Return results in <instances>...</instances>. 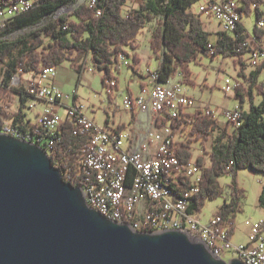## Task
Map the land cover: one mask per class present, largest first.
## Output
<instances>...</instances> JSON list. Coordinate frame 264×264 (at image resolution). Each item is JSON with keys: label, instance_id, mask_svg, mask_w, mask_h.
<instances>
[{"label": "trees", "instance_id": "trees-1", "mask_svg": "<svg viewBox=\"0 0 264 264\" xmlns=\"http://www.w3.org/2000/svg\"><path fill=\"white\" fill-rule=\"evenodd\" d=\"M75 1L34 0L31 9L16 14L7 25L0 26V36H4L14 29H20L55 13V18L45 26L24 37L14 40L0 39V129L7 120H11L22 135L30 134L33 142L48 151L52 164L59 168L66 182L84 187L85 174L79 173L78 167L89 147V138L75 134V126L65 121L61 125L59 139L52 144L46 142L42 130L39 131V125L26 119L23 111L26 101L33 97L26 91L23 82L14 83V78H22L26 73L37 74L46 66L58 67L66 61H70L80 70L82 67L86 68L87 59H90L94 68L103 71V84L112 89L109 81H117L113 75V65L119 54H127L125 48L128 46L136 48L138 34L148 22L158 18V26L152 30L150 46L156 55L162 53L157 69L160 80H168L179 71L187 79L191 75L188 67L190 61L199 53H204L213 58L219 54L236 56L241 65L239 73L248 81L247 88L240 83L235 92V97L242 102H245V95H249L250 100V108L242 109L243 120L240 125L226 123L220 127L219 120L210 115L196 113H189L171 121L175 130L183 131L189 127V133L193 135L180 143L179 154L182 161L190 162L195 159L202 167L200 189L192 196L189 212L194 214L201 211L207 200L212 201L223 194L220 176L224 174L232 177L229 184L232 197L216 213L223 218V225L229 226L232 238L236 227L235 215L241 210L238 201L244 195V190L238 184V172L252 169L264 173V80L257 82L262 73L261 68L253 70L250 76L245 73L244 58L248 48L246 43L251 33L241 21L233 35L221 30L213 43L210 39L211 33L205 28L199 14L191 10L192 4L199 0H145L126 15L124 6L127 0H97L94 4L89 1L79 3L72 12L57 15L61 7ZM241 1L244 14L250 13L254 7L257 22L264 17L259 7L264 0ZM9 2L0 0L4 5H9ZM254 29V34L259 38L264 34V30L259 29L257 23ZM45 35L51 39L49 43L45 42ZM117 84L118 82L114 87L118 88ZM255 89L263 97L258 104L255 102ZM17 97L21 107L17 112L10 111L9 107ZM209 136H215L211 150L204 151L195 158L191 141ZM190 181L189 178L181 181V188H189ZM259 203L264 206V186Z\"/></svg>", "mask_w": 264, "mask_h": 264}, {"label": "built area", "instance_id": "built-area-1", "mask_svg": "<svg viewBox=\"0 0 264 264\" xmlns=\"http://www.w3.org/2000/svg\"><path fill=\"white\" fill-rule=\"evenodd\" d=\"M9 1V5L0 4V26L7 25L16 14L28 11L34 5V0ZM96 1L89 0V3ZM242 5L241 0H206L199 4L198 11L217 19L221 30L233 35L243 18ZM257 25L264 30V17ZM246 46L247 64L254 69L261 68L264 73V34L259 38L251 33ZM128 59L129 56L121 52L116 64L129 65ZM85 67L94 71L91 65ZM56 73L57 67H44L39 73L32 74L25 89L35 101L45 102L35 123L45 135L46 142L52 144L59 139L65 121L75 126V134L89 138V147L78 168L79 173L85 174L84 195L91 207L110 219L128 222L135 231H185L204 242L216 257L225 261L237 257L246 264H264V216L254 223L249 242L237 245L232 243L229 226L223 225L220 215L202 223L189 212L192 196L200 189L202 167L195 159L182 161L179 151L184 140L177 136L183 133L175 130L171 121L189 113L219 118L211 106L201 109V105L185 93L182 78L162 81L157 69H148L138 93L124 96V109L154 116V128L138 134L119 125L99 126L86 113L83 102L64 104L69 95L54 83ZM18 80L16 76L14 83ZM116 83V79L109 81L111 88ZM239 85L236 80L224 78L223 89L227 93H235ZM59 107L65 110L64 114ZM186 108L194 110L191 112ZM219 114L226 123L234 126L243 120L241 106L224 109ZM0 132L33 142L30 134L22 135L12 122H7ZM187 178L191 180V186L185 190L181 188V181Z\"/></svg>", "mask_w": 264, "mask_h": 264}, {"label": "water", "instance_id": "water-1", "mask_svg": "<svg viewBox=\"0 0 264 264\" xmlns=\"http://www.w3.org/2000/svg\"><path fill=\"white\" fill-rule=\"evenodd\" d=\"M84 193L41 145L0 132V264H246L182 230L135 231Z\"/></svg>", "mask_w": 264, "mask_h": 264}, {"label": "rangeland", "instance_id": "rangeland-1", "mask_svg": "<svg viewBox=\"0 0 264 264\" xmlns=\"http://www.w3.org/2000/svg\"><path fill=\"white\" fill-rule=\"evenodd\" d=\"M89 0H76L73 4L65 6L66 11L64 13H70L74 8L80 3L88 2ZM145 0H130V7L138 5ZM206 0H199L192 4L191 10L199 14L198 8L199 4ZM221 1V0H218ZM128 4V3H127ZM260 10L264 13V3L259 4ZM126 10V6L124 7ZM200 19L202 20L205 28L212 30L210 34V39L214 43L218 35L216 34L217 30L221 28L217 19L214 17H208L204 14H199ZM55 18V13L51 16L44 17L39 21L24 26L22 28L14 29L4 36H0V39L3 40H14L16 38L24 37L30 34L33 30H37L45 26L50 20ZM244 27L250 32H255L254 27L257 23V13L256 9L253 7L250 13L243 14L241 18ZM158 26V18L148 22L146 27L141 30L137 38V49L126 47L129 56V62L133 64V57L135 52H137L142 57V68L146 69L150 66V69L156 70L158 61L160 62L162 53L155 54L151 48V37L152 30ZM45 42L49 43L51 41L48 36H44ZM152 55V59L149 61V65L146 64L149 55ZM158 57V59H157ZM247 58V56H246ZM65 65L71 66L70 61L64 62ZM91 63L90 59H87V64ZM63 64V63H62ZM191 75L185 79L184 74L181 71L174 75L172 78H182V84L185 89V93L193 98L197 103L202 107L211 106V109L217 111L218 118L220 122V127H223L226 124L225 118L221 113L224 109H231L236 107V105L241 104V100L235 97V93H227L223 89L224 78L228 77L232 80H236L247 88L248 81L245 79L242 74H240L241 65L236 56L228 57L223 54H219L216 57L210 55L199 53L196 58L190 61L188 65ZM249 66L245 68V73H249ZM75 72L78 74L77 68ZM148 71V70H147ZM146 71V73H147ZM102 72L98 69H95V72L87 71L85 73V81L83 82V87L80 88L81 96L84 101L85 111L92 119L102 127H106V119L109 120V126H117L119 122H125L129 125L130 119L133 118V113L130 110H126L122 107L123 99L125 95H128L127 87H130L134 93L138 92L140 88V74L135 71L132 66L121 64L118 66L116 63L113 65V75L119 80L118 88L114 87L108 89L106 85L102 83L101 77ZM32 74V73H31ZM30 75V74H28ZM25 75L28 79L29 76ZM249 75V74H247ZM1 76V73H0ZM17 84L22 81L23 78L19 77ZM259 81L264 80V73L260 74ZM26 84V83H25ZM69 86L64 91L65 94L71 93L74 87ZM120 90V92H118ZM259 92L255 89V102L260 103L262 101V95L258 94ZM35 103V105H33ZM117 104L119 107H117ZM245 110L250 108L249 95H245V102H242ZM21 107L20 99L17 97L12 105L9 107L10 111H18ZM45 107L44 101H35L31 97L26 101V104L23 106V111L26 113V119H30L32 123L37 121L39 113ZM187 111H193L194 108H186ZM61 113H65L63 109ZM8 123H11V120H7ZM182 136H177L178 139L187 141L191 135L189 133V127L182 131ZM216 134V133H215ZM215 136H209L206 139H193L191 141V146L193 149V155L196 158L198 155L203 154L204 151L211 150L212 142ZM207 157V161L208 156ZM220 183L223 187V194L220 197L212 201H206L203 209L201 211L195 212L194 216L202 223L209 222L218 212L219 208L225 201H229L232 197L231 189L229 187L232 177L230 175L220 176ZM238 181L239 187L244 190V195L239 199V206L241 210L236 212L235 215V230L232 235V243L234 244H245L249 242L250 233L253 228L254 223L264 216V206L259 203V198L262 193V188L264 186V173L255 172L252 169H242L238 172Z\"/></svg>", "mask_w": 264, "mask_h": 264}, {"label": "crops", "instance_id": "crops-1", "mask_svg": "<svg viewBox=\"0 0 264 264\" xmlns=\"http://www.w3.org/2000/svg\"><path fill=\"white\" fill-rule=\"evenodd\" d=\"M127 3L125 5L126 6V10L124 9V15L128 14L130 12V10L138 8L143 2L139 3L138 5L132 6V7H130V0H127ZM207 30H209L210 33L213 32L210 29H207ZM220 31H221V28L219 30H217L216 34L218 32H220ZM137 38H138V36H137ZM136 46H137V43H136ZM136 49H137V47L134 48V50H136ZM125 50H126L128 56H131L128 53L126 48H125ZM133 58H134L133 59L134 62H133V64L131 62L129 64V66H132L135 71L141 73L140 74V81H139L140 88H141V86H142V84H143V82L145 80L146 71L148 69H150V66H148V68H146V69L142 68V64H143L142 57L137 52H135ZM151 59H152V55L150 54L148 60H146V64L147 65H149V61ZM157 59H158V57H157ZM244 59H245V62H246L245 66L246 67L249 66V68H248L249 73H247V74H249L248 76H250V73L253 70H255V69L247 64L248 62H247V58L246 57ZM88 65L89 66L90 65L93 66L91 63H89ZM158 67H159V61H158V65H157L156 69H158ZM74 68L76 69V67L73 64H71V66L69 67L68 65H65V63H63V64H61V65H59L57 67V73H56V77L54 79V83L59 86V88L62 90V92H64L67 89V87H69V86L71 87V86H73V84H75L73 89H72V92L67 94V95H69V97L63 102L64 104H71V103H73L75 101L76 102L84 101L82 96H81L80 88L83 87V85H84L83 82L85 81L84 80L85 79V76H84L85 73L87 71H91V70H89L88 68L82 67L78 71V74H77L75 72ZM95 69L96 68H94V71H92V72H95ZM101 72L103 73V71H101ZM28 74H30V75H28ZM261 74H263V72ZM25 75H28L29 78H31L32 74L31 73H26V74L23 75L22 82H23L24 85H26L28 80H29V78L26 79L27 77ZM259 78H260V76H259ZM101 80H102V77H101ZM117 82H118L117 85L119 86V80L118 79H117ZM257 82L259 83L261 81H259L258 78H257ZM139 89H138V91H139ZM126 90H127V92L129 94L138 93V92L134 93L133 90L130 87H127ZM118 92H120V90H118ZM33 105H35V103ZM237 106H241V109L245 110L244 106L242 105V102H241V104L236 105V107ZM59 110H60V112H62L63 108L59 107ZM153 120H154V116L151 113H141V112H137L136 113L135 112V113H133V118L130 119V121L128 122L129 123L128 127L125 124V122H119L118 125L121 126L122 129H126V130H129V131H133V132H136L138 134H141V133H143V132H145V131H147L149 129H153L154 128ZM220 122H222V121L220 120ZM106 123L109 125L108 118L106 119Z\"/></svg>", "mask_w": 264, "mask_h": 264}, {"label": "bare ground", "instance_id": "bare-ground-1", "mask_svg": "<svg viewBox=\"0 0 264 264\" xmlns=\"http://www.w3.org/2000/svg\"><path fill=\"white\" fill-rule=\"evenodd\" d=\"M16 1H20V2H26V0H16ZM1 4V3H0Z\"/></svg>", "mask_w": 264, "mask_h": 264}]
</instances>
